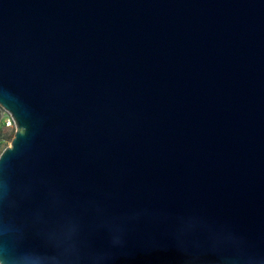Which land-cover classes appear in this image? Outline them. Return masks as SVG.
<instances>
[{
    "label": "water",
    "instance_id": "1",
    "mask_svg": "<svg viewBox=\"0 0 264 264\" xmlns=\"http://www.w3.org/2000/svg\"><path fill=\"white\" fill-rule=\"evenodd\" d=\"M1 264H264V0H0Z\"/></svg>",
    "mask_w": 264,
    "mask_h": 264
},
{
    "label": "rangeland",
    "instance_id": "2",
    "mask_svg": "<svg viewBox=\"0 0 264 264\" xmlns=\"http://www.w3.org/2000/svg\"><path fill=\"white\" fill-rule=\"evenodd\" d=\"M9 113L7 110H5L1 105H0V131L2 132L3 135V144L5 146L10 145V142L14 136L15 133V123L12 121L11 125L6 126L5 120L7 119Z\"/></svg>",
    "mask_w": 264,
    "mask_h": 264
},
{
    "label": "built area",
    "instance_id": "3",
    "mask_svg": "<svg viewBox=\"0 0 264 264\" xmlns=\"http://www.w3.org/2000/svg\"><path fill=\"white\" fill-rule=\"evenodd\" d=\"M9 113V112H8ZM12 121H13V118H12V116L10 115V113H9V115H8V117H7V119L5 120V125L6 126H8V125H11L12 124ZM5 148V145L3 144V135H2V132L0 131V153H1V151L3 150ZM0 264H1V262H0Z\"/></svg>",
    "mask_w": 264,
    "mask_h": 264
}]
</instances>
